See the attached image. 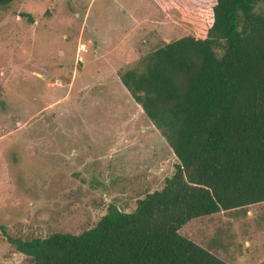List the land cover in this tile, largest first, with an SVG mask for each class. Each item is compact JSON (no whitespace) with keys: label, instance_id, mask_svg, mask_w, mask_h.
<instances>
[{"label":"rangeland","instance_id":"rangeland-1","mask_svg":"<svg viewBox=\"0 0 264 264\" xmlns=\"http://www.w3.org/2000/svg\"><path fill=\"white\" fill-rule=\"evenodd\" d=\"M193 34L156 0H17L0 10V264L9 238L92 228L164 187L178 159L121 81ZM231 264H264V204L181 230Z\"/></svg>","mask_w":264,"mask_h":264},{"label":"trees","instance_id":"trees-1","mask_svg":"<svg viewBox=\"0 0 264 264\" xmlns=\"http://www.w3.org/2000/svg\"><path fill=\"white\" fill-rule=\"evenodd\" d=\"M17 0H0V10ZM193 34L121 75L178 163L164 187L80 233L10 242L32 264H231L181 234L264 204V0H156Z\"/></svg>","mask_w":264,"mask_h":264}]
</instances>
